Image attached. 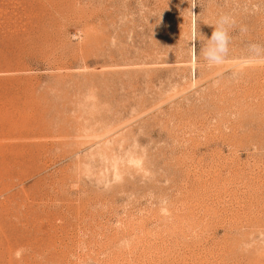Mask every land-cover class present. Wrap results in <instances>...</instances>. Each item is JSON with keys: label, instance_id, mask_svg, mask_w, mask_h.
I'll return each instance as SVG.
<instances>
[{"label": "rangeland", "instance_id": "obj_1", "mask_svg": "<svg viewBox=\"0 0 264 264\" xmlns=\"http://www.w3.org/2000/svg\"><path fill=\"white\" fill-rule=\"evenodd\" d=\"M0 264H264V0H0Z\"/></svg>", "mask_w": 264, "mask_h": 264}, {"label": "clouds", "instance_id": "obj_2", "mask_svg": "<svg viewBox=\"0 0 264 264\" xmlns=\"http://www.w3.org/2000/svg\"><path fill=\"white\" fill-rule=\"evenodd\" d=\"M194 6V5H193ZM235 25V20L228 14L221 15L214 24V30L210 38L205 39L201 49L202 56L208 66L222 65L229 53L231 41L230 30ZM196 38L193 37V44ZM253 50H261L260 45H251Z\"/></svg>", "mask_w": 264, "mask_h": 264}]
</instances>
